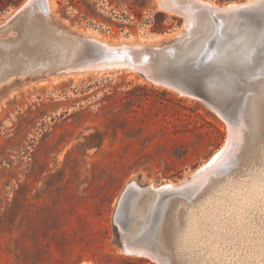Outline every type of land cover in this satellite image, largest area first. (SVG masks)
I'll return each mask as SVG.
<instances>
[{
    "label": "rangeland",
    "instance_id": "rangeland-1",
    "mask_svg": "<svg viewBox=\"0 0 264 264\" xmlns=\"http://www.w3.org/2000/svg\"><path fill=\"white\" fill-rule=\"evenodd\" d=\"M23 1L0 8L1 37L17 33L12 14ZM154 5L53 0L49 17L110 43L160 42L184 29ZM98 71L44 83L16 77L14 93L0 84V264H159L121 247L115 214L124 188L197 173L243 124L238 101L216 109L134 70Z\"/></svg>",
    "mask_w": 264,
    "mask_h": 264
},
{
    "label": "bare ground",
    "instance_id": "bare-ground-1",
    "mask_svg": "<svg viewBox=\"0 0 264 264\" xmlns=\"http://www.w3.org/2000/svg\"><path fill=\"white\" fill-rule=\"evenodd\" d=\"M44 2L49 12L53 0ZM39 9L35 4L16 20L15 35L0 36V84L11 85L7 93L17 91L16 77L44 83L89 71L68 68L83 52L84 42L58 28ZM199 27L187 39L178 60L198 59L212 34L213 56L203 61L198 72L216 101H238L243 124L230 129L222 151L193 176L187 189L194 194L191 200L171 197L155 222L157 196L143 194L131 205L128 230L138 234L153 227L155 242L169 255L170 264H264V16L259 24L245 16L226 20L217 33L209 24ZM123 67L115 62L103 71ZM225 160L230 164L219 170ZM132 254L148 257L142 251Z\"/></svg>",
    "mask_w": 264,
    "mask_h": 264
},
{
    "label": "water",
    "instance_id": "water-1",
    "mask_svg": "<svg viewBox=\"0 0 264 264\" xmlns=\"http://www.w3.org/2000/svg\"><path fill=\"white\" fill-rule=\"evenodd\" d=\"M35 4L39 6L42 15L49 17L44 0H24L12 14V28L17 30L18 22L16 20H19ZM158 7H161L162 10H170L172 15L179 16L184 26V29L177 32L171 39L160 42L142 43L140 41L135 42V40L131 44L125 41H120L121 45L118 43L104 44L101 39L71 32L64 26L54 24L64 32L71 33L84 42L83 52L77 61L70 64L68 68L73 71L103 70L105 65L111 66L115 62H121L126 66L123 68L140 72L147 80L155 84L197 95L213 108L223 109L234 103L236 100L216 101L209 93L207 85L198 72V68L213 56L212 34L206 38L198 59L178 60V58L187 39L203 23L214 27L215 33L220 30L221 25L226 20L233 19L235 21L242 16L259 24L264 16V0H246L243 3L226 2L223 5H210L203 0H155L154 8L159 9ZM113 48L117 51H114ZM120 48L124 51H120ZM194 175L196 173L174 183L172 186H166V184L140 185L135 181L126 185L118 200L115 214L118 239L124 252L142 251L159 264L170 263L169 255L164 253L155 242L153 227H149V229L138 234H133L128 230L131 205L143 194L157 196L154 220L158 222L161 218L160 213L163 204L173 196L187 194V189L192 184Z\"/></svg>",
    "mask_w": 264,
    "mask_h": 264
},
{
    "label": "trees",
    "instance_id": "trees-1",
    "mask_svg": "<svg viewBox=\"0 0 264 264\" xmlns=\"http://www.w3.org/2000/svg\"><path fill=\"white\" fill-rule=\"evenodd\" d=\"M8 3H15V0H4L0 2V8L6 6Z\"/></svg>",
    "mask_w": 264,
    "mask_h": 264
}]
</instances>
